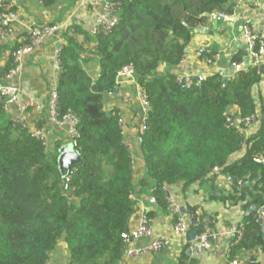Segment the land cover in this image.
<instances>
[{"label":"trees","instance_id":"16d2710c","mask_svg":"<svg viewBox=\"0 0 264 264\" xmlns=\"http://www.w3.org/2000/svg\"><path fill=\"white\" fill-rule=\"evenodd\" d=\"M40 1L47 8L60 3ZM66 1L68 6L76 2ZM111 1L120 3V19L110 32L91 36L77 23L62 32L57 113L75 117L74 147L81 157L71 167V181L62 179L57 168L62 140L47 149L24 122L9 116L0 100V264H48L60 238L68 252L65 264H118L121 234L135 210L136 186L140 191L149 187V194L165 208L169 185L182 183L185 190L207 179L215 167L234 183L241 180L252 202L264 205V107L259 109L252 93L264 76V65L242 66L240 55H235L232 62L238 67L231 76L214 73L189 88H181L178 75L159 70L162 64L175 67L182 61L194 30L210 15L233 17L235 0ZM19 45L11 47V53ZM84 54L98 66L94 79L84 68L90 58ZM128 64L150 103L147 129L138 144L144 173L137 180L132 153L118 125L119 110L104 109V97L116 90L118 71ZM12 66L10 56L0 67V83ZM228 113L232 125L226 127ZM245 117H259L260 122L244 141ZM243 145L244 155L227 163ZM257 219L255 212L247 216L237 229L242 236L234 233L228 262L238 253L264 248ZM200 225H190V230ZM188 247L176 264H183Z\"/></svg>","mask_w":264,"mask_h":264},{"label":"crops","instance_id":"0c3cea01","mask_svg":"<svg viewBox=\"0 0 264 264\" xmlns=\"http://www.w3.org/2000/svg\"><path fill=\"white\" fill-rule=\"evenodd\" d=\"M59 2L58 5L51 8L44 7L40 0L19 2L17 7L19 21L13 25L11 34L6 39L0 40V45L8 47L5 50L0 49L1 68L6 65L11 56L10 48L26 42L28 28L37 23L59 22L65 24V27L71 23H77L90 33L93 15L87 0H76L70 6L66 0H59ZM231 18L232 21L229 19L218 21L210 15L207 23L197 28V31L193 33L182 61L175 67L162 64L159 70H168L175 75L190 74L197 76L200 74L208 76L220 73L224 77H229L238 67L232 65V58L235 55H240L241 65L246 66L250 62V57L243 27L247 25L264 43V0H235L234 15ZM54 47V40L47 39L33 52L25 55L19 74L8 81L17 89L22 101L30 99L35 106H39L38 108L31 106L25 110H20L16 105H12L7 109L9 116L12 119H20L29 129L36 128L38 124L46 125V147L49 150H52L59 140H62V144L70 141L68 131L71 125L70 121H61L59 124L49 125V89L55 84L57 75V70L54 67ZM208 51L213 52V56L217 57L211 63H207L206 57L202 55L203 52ZM83 58H89L84 62V68L93 79L96 78L99 72L97 64L90 55L84 54ZM3 82L5 80L1 81V83ZM138 91L139 87L134 79L121 80L117 83L116 90L104 97V109L116 108L119 110L120 117L123 118V138L132 153L135 180L144 173V163L135 139L136 130L143 116ZM252 93L261 110L264 107V76L254 86ZM0 100L4 101L1 97ZM234 111H236L235 108L230 109V112ZM259 122V117H254L247 129L245 139L257 130ZM244 152L245 147L242 146L239 152L228 158L227 163L241 158ZM166 189L182 207L196 212L199 224L210 218V224L214 229L236 231L244 224L247 216L254 214V212L257 213L255 206H259L252 202V193L244 188L242 183L239 184L238 181L234 183L220 169L212 171L207 179L196 181L185 190L182 183L169 185ZM135 193V210L129 226H136L138 224L137 219L141 214L146 216L148 211H153L151 215L146 216L153 236H170L173 220L167 207L162 208L157 202L150 203L149 187L140 191L136 186ZM192 206L196 210L188 208ZM202 215L208 218H204ZM233 235L217 239L209 248L202 249V253L197 250L187 252V258L184 259L183 264H231L228 262V253L229 242ZM148 242L149 238H143L134 242L133 245L139 246ZM193 245L194 242L190 239L188 248H192ZM59 250L58 248L51 254V264L63 263ZM180 253L179 248L172 246L156 253H146L139 257H126L121 259L118 264H176ZM65 254L63 259H67V253ZM234 260L237 261V264L252 262L264 264V248L238 253Z\"/></svg>","mask_w":264,"mask_h":264},{"label":"built area","instance_id":"2783aa9c","mask_svg":"<svg viewBox=\"0 0 264 264\" xmlns=\"http://www.w3.org/2000/svg\"><path fill=\"white\" fill-rule=\"evenodd\" d=\"M25 0H0V40L6 39L13 31V25L19 21V13L17 7L19 2ZM88 6L93 15V25L90 29V35L96 36L98 34H106L110 32L113 27L117 24L120 19L119 7L120 3L117 1L111 0H87ZM213 15V14H212ZM216 20L224 21L228 20L230 17L224 14H215ZM65 28V24L59 22L51 23H37L27 30L26 42L21 43L16 49L11 53L12 64L13 66L4 76L5 82L0 84V97L4 99L5 108L12 105H16L20 110H25L28 107H36L33 101L28 99L22 101L18 95L17 89L10 85L8 81L16 77L23 65V58L25 55L33 52L36 47L41 45L47 39H53L55 42L54 47V67L56 70L60 68L59 54L61 51V44L63 42L62 32ZM243 33L247 43V50L250 57V62L254 65H264V43L259 39L257 34L253 32L247 25L243 27ZM218 56V55H217ZM215 56L211 58H205L207 63H211L215 60ZM234 67L237 66L235 63L232 64ZM134 68L132 64L125 65L121 67L118 71V82L121 80L133 79ZM206 78L205 75H190V74H181L176 77L177 83L181 88H189L192 85L200 83ZM57 89L55 84L52 85L49 89V100H48V116H49V125L59 124L61 121H70V128L68 131L70 142L76 145V142L73 140V137L76 135L75 123L76 119L70 114H64L61 117L57 113ZM139 104L142 109V121L138 126L135 134V139L139 144L142 139V133L147 129L145 119L147 117V112L150 110V103L147 95L144 91L139 89L138 91ZM16 121L23 122L20 119ZM226 127L232 125V119L228 114H225ZM251 117H245L243 119V137L242 140H246L245 136L247 134V129L251 124ZM123 118L119 117L118 125L122 128ZM47 126L42 125L41 127H36L30 129V132L35 138L40 139L44 144L47 142ZM245 147V145H243ZM131 151V150H130ZM218 170V168H214ZM213 170V171H214ZM73 168H71L68 174L65 176V181L69 182L73 176ZM238 183L241 184V180H238ZM65 184V189H67ZM152 190V189H150ZM150 203H155L156 198L153 194L149 198ZM166 202L167 210L172 217L173 225L170 236L158 237L153 236L152 230L149 222L147 221L145 214H141L138 217V224L136 226H129L128 230L121 234V239L123 243L122 250V259L126 257H139L146 253H156L160 250L167 249L169 247L175 246L182 251L185 247L189 246L190 239L188 233L190 231V222L187 217V214L183 212L182 206L176 199L167 192L166 189ZM264 206V205H262ZM201 231L199 238L201 241V249H207L210 247L211 243L222 237H229L233 235L236 231L234 230H220L214 229L209 219H205L200 225ZM238 238L242 236V231L239 230ZM149 238V242L143 245L134 246L133 243L143 239ZM49 264V263H48ZM231 264H237V261H231Z\"/></svg>","mask_w":264,"mask_h":264},{"label":"water","instance_id":"95a60500","mask_svg":"<svg viewBox=\"0 0 264 264\" xmlns=\"http://www.w3.org/2000/svg\"><path fill=\"white\" fill-rule=\"evenodd\" d=\"M214 18L216 17L215 14L212 15ZM232 21V18H229ZM197 29L194 30L196 32ZM80 153L78 150L75 149L74 144L72 142H66L62 144L58 149V156H57V168L60 172L61 178L64 179L65 176L68 174L70 168L73 165H76L80 162ZM264 161V160H263ZM255 209L258 213V223L261 226V230L264 231V206L259 205L258 207L255 206ZM183 212H185L189 217L190 225L197 226L199 224L196 212L190 211L185 207H182ZM200 234V227H196L193 230H190L188 233L189 238L194 242L192 248H188L187 252H191L192 250H197L199 253H202L201 249V241L199 238ZM211 244L213 242H210Z\"/></svg>","mask_w":264,"mask_h":264},{"label":"rangeland","instance_id":"374dc122","mask_svg":"<svg viewBox=\"0 0 264 264\" xmlns=\"http://www.w3.org/2000/svg\"><path fill=\"white\" fill-rule=\"evenodd\" d=\"M58 247H59V249H60V258L63 260L62 262L63 263H61V264H65L66 263V259H63L64 258V255L66 256V254L65 253H67L68 254V252H67V249H65V244H64V242H63V238L61 239H59V241H58ZM64 254H63V253ZM48 262H49V264L52 262L51 261V258L48 260Z\"/></svg>","mask_w":264,"mask_h":264}]
</instances>
